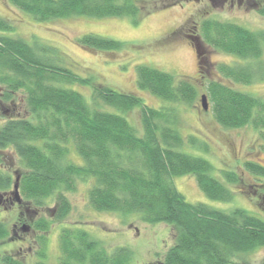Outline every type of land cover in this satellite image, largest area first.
<instances>
[{
	"label": "trees",
	"instance_id": "trees-1",
	"mask_svg": "<svg viewBox=\"0 0 264 264\" xmlns=\"http://www.w3.org/2000/svg\"><path fill=\"white\" fill-rule=\"evenodd\" d=\"M8 1L38 21L84 16L130 18L137 24L145 14L138 0ZM259 12L264 16V5ZM11 28L0 18V31ZM201 29L206 42L238 59L256 61L262 53L264 38L259 32L212 19L203 21ZM77 42L91 51H117L124 46L121 41L93 34ZM57 54L52 46L0 35V111L6 113L4 105L13 106L19 92L26 107L23 117L0 115V197L17 184L21 201L34 211L54 198L50 213L55 220H62L71 209L67 194L84 183L88 185V204L95 211L139 213L146 223L171 227L174 243L158 264H248L246 256L264 247V217L241 208L225 210L192 203L180 193L174 177L192 175L207 199L226 202L232 198V191L213 174L214 167L207 159L182 149L184 145L196 147L198 139L183 137L174 126V108H153L135 94L94 84L58 65ZM219 70L239 83H250L256 76L264 78L252 64H222ZM73 85L91 86L90 99ZM136 86L172 104L190 105L196 99L189 80H176L170 73L145 65L136 68ZM206 89L215 121L228 129L252 126L264 150V98L217 80L208 81ZM135 108L141 113V133L125 117ZM199 146L206 148L204 143ZM71 151L79 161L69 158ZM6 155L23 168L15 177L3 169L2 157ZM221 173L227 184L257 199L263 210V196H256L254 187L262 186V193L264 183L246 182V177L248 182L264 180L263 164L246 160L240 172L225 169ZM50 225L51 221L41 217L33 228L46 231ZM7 235L0 224V239ZM60 252L58 264H129L131 257L127 248L108 253L85 230L71 228L61 232ZM0 264L20 263L3 255Z\"/></svg>",
	"mask_w": 264,
	"mask_h": 264
},
{
	"label": "rangeland",
	"instance_id": "rangeland-1",
	"mask_svg": "<svg viewBox=\"0 0 264 264\" xmlns=\"http://www.w3.org/2000/svg\"><path fill=\"white\" fill-rule=\"evenodd\" d=\"M256 2V5L254 4ZM145 12L137 24L130 18H90L70 17L38 21L25 13L8 0H0V18L6 20L11 30L0 31V35L18 37L30 44L49 45L58 50L57 64L73 70L81 77L91 79L94 84L108 86L114 90L132 93L142 102L153 108L173 107L175 127L181 135L198 139L196 147L183 146L186 153L207 159L214 167L213 174L232 191V198L226 202L211 201L198 189L194 176L174 177L173 182L180 193L189 202H203L213 207L231 210L241 208L257 217H264L255 200L241 194L233 184H227L222 177V170L240 172L242 163L253 160L264 165L263 143L259 133L252 126L241 128H224L220 126L211 113V103L207 97L208 108L204 110L200 103L201 95L207 94L208 81L217 80L233 89L264 98V78L255 77L250 83H239L224 77L219 70L222 64H252L264 74V41L258 60H242L211 46L204 40L201 24L205 20L232 21L253 32H259L264 38V16L259 9L264 0H251L250 11L236 4L224 6L212 0H138ZM258 7V8H257ZM193 26L201 38L202 57L197 67V57L191 41L184 36ZM93 34L124 43L120 50L91 51L81 47L77 40L84 35ZM191 42V43H190ZM145 65L167 72L175 79H187L196 89V99L192 104H172L140 90L136 86V68ZM207 70V71H206ZM203 72L201 77L199 72ZM208 72V73H207ZM87 100L91 96V86H71ZM9 106V107H7ZM3 107V106H2ZM7 112H1L4 118L23 117L25 103L23 93H18L13 106L4 105ZM3 107V109H4ZM103 109H109L103 107ZM125 117L141 133V113L138 108L128 112ZM200 143L206 145L201 148ZM194 148V149H193ZM3 154V152H1ZM4 170L15 177L21 167L10 156H3ZM69 158L79 161L71 151ZM1 167V166H0ZM246 177V182L264 183V180ZM87 184L78 183L74 192L67 194L71 209L67 217L55 220L50 213L55 205L54 198L48 204L34 211L25 202H16L13 191L2 196L0 203V224L8 232L7 237L0 239V260L3 255L11 257L20 264H58L60 256V235L63 229L85 230L90 238L101 243L108 252L116 248H127L131 257L129 264H158L166 251L174 243V234L165 223H146L139 213L121 215L111 212H97L87 201ZM264 187V184H263ZM256 196H263L262 186ZM260 190V191H259ZM49 206V208H48ZM46 218L51 225L46 231L36 233L29 230L28 221ZM18 222L17 235L11 232L12 224ZM24 227V229H21ZM44 239V241L42 240ZM43 255L40 256V255ZM248 264H264V247L258 248L246 256Z\"/></svg>",
	"mask_w": 264,
	"mask_h": 264
},
{
	"label": "flooded vegetation",
	"instance_id": "flooded-vegetation-1",
	"mask_svg": "<svg viewBox=\"0 0 264 264\" xmlns=\"http://www.w3.org/2000/svg\"><path fill=\"white\" fill-rule=\"evenodd\" d=\"M212 1H217V2H219V3H221L223 6L227 3V2H229L230 3V5H231V7L232 6H234L235 4L239 7V8H241L242 6H244L245 7V11H250L251 9H250V4H251V0H212ZM255 5H256V2L254 3ZM258 8V7H257ZM250 9V10H249ZM222 22H225V21H222ZM226 22H228V23H233L232 21H226ZM233 24H236V23H233ZM238 25V24H237ZM196 30H197V28H196V26H193L192 27V29H190L187 33H184V36L187 38L188 36H190V37H195V36H197V34H196ZM199 37V36H198ZM201 39V38H200ZM200 41H202V40H200ZM191 43V42H190ZM191 45L193 46V43H191ZM201 57H202V54L199 56V58L197 59V67H198V70H199V61H200V59H201ZM207 71V70H206ZM200 74H201V77H203L204 76V73L203 72H199ZM208 73V72H207ZM0 203H3V199H2V197H0ZM37 220H34V221H28V224H29V230H31V232H33V233H36V232H39V231H37L35 228H33V224L36 222ZM17 224H18V222H16V223H14V224H12V229H11V232L13 233V234H15V236L17 235V232H18V228L19 227H17ZM21 229H24V227H22Z\"/></svg>",
	"mask_w": 264,
	"mask_h": 264
},
{
	"label": "water",
	"instance_id": "water-1",
	"mask_svg": "<svg viewBox=\"0 0 264 264\" xmlns=\"http://www.w3.org/2000/svg\"><path fill=\"white\" fill-rule=\"evenodd\" d=\"M187 39H189L193 43V47H194V50H195V53H196V57L199 58V56L203 52L200 38L198 36H195V37L188 36ZM200 103H201L202 108L204 110H207L208 103H207V96L205 94L201 95ZM16 181H18V178H16ZM13 194H14L16 202H20L21 198H20V195H19V192H18L17 184H15L14 187H13Z\"/></svg>",
	"mask_w": 264,
	"mask_h": 264
}]
</instances>
